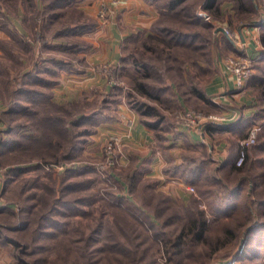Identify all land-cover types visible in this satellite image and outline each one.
<instances>
[{"label":"rangeland","instance_id":"374dc122","mask_svg":"<svg viewBox=\"0 0 264 264\" xmlns=\"http://www.w3.org/2000/svg\"><path fill=\"white\" fill-rule=\"evenodd\" d=\"M52 1L0 0V264H264V248L257 259L234 258L263 246L245 228L226 243L222 220L198 192L207 176L223 177L232 191L244 181L245 206L257 198L248 196L253 183L262 184L256 193L264 190V0H217L214 10L205 0L176 9L172 0ZM18 2L21 25L9 17ZM244 63L250 76L240 85ZM187 111L200 120L184 121ZM212 117L237 118L238 126L208 134ZM179 125L198 131L202 144L183 138L177 145ZM253 125L248 176L226 179L231 167L217 153L226 150L233 163L232 141ZM205 152L209 168L200 180L188 165L182 172L186 157ZM168 177L177 183L167 187ZM176 188L185 200L172 196ZM164 196L171 207L163 212ZM193 196L200 200L194 212L209 214L207 242H191L179 257L168 241L188 226ZM126 200L143 210L132 215Z\"/></svg>","mask_w":264,"mask_h":264},{"label":"trees","instance_id":"16d2710c","mask_svg":"<svg viewBox=\"0 0 264 264\" xmlns=\"http://www.w3.org/2000/svg\"><path fill=\"white\" fill-rule=\"evenodd\" d=\"M55 1L56 0H53L52 3H54ZM185 1L186 0H172V1H170L171 8L176 9L178 7H181L185 3ZM205 1H206V4L204 6L206 9H209V10L215 9V4H216L217 0H205ZM193 9H194V13L190 12V15H191V18L196 21V19H195V18H197L195 15L196 9L195 8H193ZM243 10H245V7L243 8ZM259 22H260V20H259ZM255 24H257L256 21L254 23L248 24V25H250L248 27H253ZM261 24H264V22L263 23L261 22L259 25H261ZM159 32H161V31L159 30ZM175 35H176V33H174L173 36H175ZM177 35L179 37L181 36L180 33ZM176 39L178 40L180 38L176 37ZM146 67L148 68L149 66L146 65ZM140 88L143 91H145L146 94L151 96L152 98L157 99V100L161 99L160 95L157 92H153V88H151L149 90L148 87L144 84H140ZM158 89H160V88H158ZM190 90H191V87H190ZM192 93L196 94L197 96H199L201 98H204V96H205V94L202 93L196 87H192ZM161 100H163L165 102L164 99H161ZM147 113L150 115H153V116L156 115L155 109L153 107L147 108ZM164 121H165V118L160 117V118H158V120L154 121L152 125L157 127L159 125V122L161 123ZM209 124H212V125L210 126ZM235 126H238V122H236L234 125L230 126V125H228V123L219 122V121H216V122L211 121V122H207V124L205 125V130L208 134H209V132L214 133V131L226 133V132L233 131ZM256 132H257V129L254 126L250 132H247L244 134L242 133L243 136H241L237 140L232 141V146H231L232 148L231 149L237 148L236 156H235L236 159L234 160L233 163H231L233 160V157H232V159H227V160L224 159V163H223L224 165L223 166L224 167H229V166L231 167L230 169H228V171H225V173H226L225 178L226 179L231 180V177H230L231 172H235L237 174H245L244 176H248L247 172L250 168V161H249L250 156L248 154V151H249V147L253 143L248 145V144L241 143V141L244 139L247 140L252 136L255 137ZM190 146L194 147V145H190ZM238 149L240 152L242 150L245 154V157H246V159L244 157L243 162H242L243 165H241V166L236 165V160L238 159L239 154H240ZM208 153L205 152L204 157H202L201 155H191L190 158L186 157L189 160L186 162L184 161L185 163L183 164V166H179V167L185 166L184 169H182V172L185 174L184 170L187 169L186 166L188 165L190 167V170H191V172L189 171V173L191 174V177L195 176V177H198V180H200L201 177L207 172V170L209 168V154ZM230 156H232V155H230ZM184 158H185V155H184ZM179 167H177V165H175L173 167V169L176 168L175 170L181 171ZM137 177H138L137 175L136 176L134 175L133 177H127V182L129 183L130 188H132L134 186V184L136 183ZM195 177H194V179H195ZM212 178L213 177L207 176L206 181H208V182H207L206 188H204V189L200 188L198 192L201 196H203L205 198V200H207L209 212L211 214H213L214 216L216 215L217 217H219L222 220L221 225H222L225 237H226V238L224 237L225 242L226 243L228 242V244H229L232 241L236 240L241 235L240 230L242 228H245L244 233L248 234L249 237L251 235H254L253 236L254 237V243L253 244H261L263 246V247H259V248H253L250 251L248 250L245 252L236 253V256L234 254V256H235L234 258L236 260H241V259L253 260V259L259 258L260 255L263 253L262 251L264 248V222H259L256 224V222H257L256 220L258 217L260 218V216L264 215V199H259V197L262 198V195L264 194V190L261 191L260 193H256V190L259 188L260 185L262 186V184L259 183L260 184L259 185L256 182L253 183L254 185L255 184L256 185L253 187L252 190L250 189L251 192L250 191L248 192V196L253 197V194H255L254 196H256L257 198L253 197V199L250 201L251 206H248V205L245 206V204H243V202H240V200H239L240 195L242 193V190H244L243 189L244 181L241 182V184L239 185L237 190L232 191L230 189V183L228 184V183L224 182L223 177L219 176L218 178L215 177V179H212ZM209 180L212 181L210 183L211 184L210 187H209ZM196 181L197 180H195V183H196ZM162 195H163V193H162ZM118 199H120V198H118ZM158 201L160 202V204L166 206L163 209V212L171 207L170 204H168V197L167 196H164V198L161 197V199ZM188 201H189V203L185 207L186 213L188 215V222H187L188 226H184L182 228V230L179 231V233L176 236L177 239H175L176 240L175 243L171 239H169V241H168L169 244L173 247L174 254L179 255V257L183 256L184 251L186 250V247H187V249H189L188 244H191V242L194 241V244H196V241L197 242H207L209 226H210L209 225V219H208L209 214H206L204 211L194 212V208L198 207V204L200 203V200L198 199V197L193 196ZM125 202L127 205L124 207V209L127 211H130L132 215H135L134 214L135 210L139 211L137 209L143 210L141 207H137V205H134L133 203H131L127 200ZM254 208H256L257 214H255V212L253 211ZM173 218L175 220H178L181 217L178 214H174ZM233 221H237V224L235 226L231 224V222H233ZM171 241H173V242H171ZM218 241H220V240H218ZM120 247L124 250L127 249V246L123 245V244L120 245ZM235 259H234V261H235Z\"/></svg>","mask_w":264,"mask_h":264},{"label":"crops","instance_id":"0c3cea01","mask_svg":"<svg viewBox=\"0 0 264 264\" xmlns=\"http://www.w3.org/2000/svg\"><path fill=\"white\" fill-rule=\"evenodd\" d=\"M3 11V10H2ZM3 13H4V11H3ZM3 15V14H2ZM11 19H12V21L14 22H16L17 24H19V25H21V23H22V21H24L23 19V13H22V10H21V5H20V2H18V4H17V10L16 11H14L13 12V14H11L10 16H9ZM18 28V27H17ZM19 29V28H18ZM247 29V28H246ZM245 29V30H246ZM251 33V32H250ZM254 50V49H253ZM252 50V51H253ZM222 75H223V77H224V80H223V78L221 77V82H223L224 84L226 83V76H225V73L223 72L222 73ZM226 85V84H225ZM226 87H227V85H226ZM236 87V86H235ZM235 87H233V86H231V85H228V88H229V90H234V88ZM207 93H208V90H207ZM179 99V98H178ZM223 99V98H222ZM238 119L236 118V119H233V118H229L228 120H226L224 123H228V125H230V126H232V125H234L235 123H236V121H237ZM179 133L181 134V136H179L178 138H177V140H175L176 141V144L178 145H180L181 143H182V139L184 138V139H187L189 142H190V144H192V145H200L201 144V136H200V133L198 132V131H194V130H192V129H190V128H187V127H185V126H183V125H179ZM260 130V129H259ZM232 132L233 131H231V132H226L227 134H229V133H231L232 134ZM147 133L148 132H146V136H147ZM237 139H238V137H237ZM175 143V142H174ZM224 145L223 144H220L219 146H217V147H219L220 149H222V147H223ZM225 152H226V150H225ZM225 152H223V153H217V159H219V160H223V159H225L224 158V156L226 155V153ZM220 161V162H221ZM150 163V162H149ZM160 163H161V161L160 160H157L155 163H154V167H155V169H156V172H158L159 170H160ZM159 173H160V175H161V172L159 171ZM164 178L165 177H162V178H160L159 179V181L157 182V186H158V188L161 186V184H163L164 182H165V180H164ZM176 178V177H175ZM173 179V178H169L168 177V183H167V187H169V184L170 183H172V182H175V183H177V181L178 180H176V179ZM162 180V181H161ZM177 189V188H176ZM175 189V190H176ZM177 196H176V195ZM172 196L173 197H175V198H183L184 200L187 198V196H186V194H185V192H183V191H181L180 190V188H178L177 190H176V193L174 192V195L172 194Z\"/></svg>","mask_w":264,"mask_h":264},{"label":"built area","instance_id":"2783aa9c","mask_svg":"<svg viewBox=\"0 0 264 264\" xmlns=\"http://www.w3.org/2000/svg\"><path fill=\"white\" fill-rule=\"evenodd\" d=\"M245 65H248V63H244ZM250 76V66H245L244 68H242L241 70H237V74H236V81L237 83H239L240 85L243 83L244 80L247 79V77ZM182 119L184 121H188V122H196V121H199L200 118L196 115H193L192 113H189L188 111L185 112L183 115H182ZM213 119H216L215 117H212V121H214ZM254 143V136L250 137L249 139L245 140L243 142V144H252ZM245 157V154L244 152L241 150L240 154H239V157L237 159V164L240 165L242 162H243V159ZM194 188L191 187V191H193Z\"/></svg>","mask_w":264,"mask_h":264}]
</instances>
